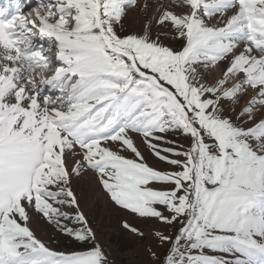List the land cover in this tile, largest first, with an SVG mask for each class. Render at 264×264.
I'll use <instances>...</instances> for the list:
<instances>
[{
  "label": "snow or ice",
  "instance_id": "snow-or-ice-1",
  "mask_svg": "<svg viewBox=\"0 0 264 264\" xmlns=\"http://www.w3.org/2000/svg\"><path fill=\"white\" fill-rule=\"evenodd\" d=\"M82 182L151 264H264V0L0 10V264H116Z\"/></svg>",
  "mask_w": 264,
  "mask_h": 264
},
{
  "label": "rangeland",
  "instance_id": "rangeland-1",
  "mask_svg": "<svg viewBox=\"0 0 264 264\" xmlns=\"http://www.w3.org/2000/svg\"><path fill=\"white\" fill-rule=\"evenodd\" d=\"M81 187L82 192L87 196L85 210L91 217L101 241L114 256L116 264H151L143 255L142 245L137 238L121 228V218L131 219V217L115 210L110 205L106 194L99 187L83 182ZM37 227L38 235H41L43 239L47 240L48 236L54 238L56 243L50 244V246L58 247L59 250H67L71 246L70 241L61 239L54 229L42 225Z\"/></svg>",
  "mask_w": 264,
  "mask_h": 264
},
{
  "label": "bare ground",
  "instance_id": "bare-ground-1",
  "mask_svg": "<svg viewBox=\"0 0 264 264\" xmlns=\"http://www.w3.org/2000/svg\"><path fill=\"white\" fill-rule=\"evenodd\" d=\"M36 6H38V3H33L29 8L28 7H26L25 9H24V12L26 13V12H28V11H30L31 10V8H33V7H36Z\"/></svg>",
  "mask_w": 264,
  "mask_h": 264
}]
</instances>
